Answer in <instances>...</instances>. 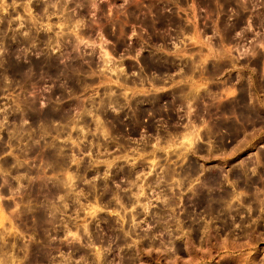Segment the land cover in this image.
<instances>
[{
	"label": "rangeland",
	"instance_id": "obj_1",
	"mask_svg": "<svg viewBox=\"0 0 264 264\" xmlns=\"http://www.w3.org/2000/svg\"><path fill=\"white\" fill-rule=\"evenodd\" d=\"M0 243L264 264V0H0Z\"/></svg>",
	"mask_w": 264,
	"mask_h": 264
},
{
	"label": "bare ground",
	"instance_id": "obj_2",
	"mask_svg": "<svg viewBox=\"0 0 264 264\" xmlns=\"http://www.w3.org/2000/svg\"><path fill=\"white\" fill-rule=\"evenodd\" d=\"M30 40V39H29ZM28 41V40H27ZM35 41V40H34ZM167 175H168V172L166 173ZM169 177V176H168ZM217 180V179H216ZM217 182V181H216ZM214 185V184H213ZM219 185V184H218ZM204 186V185H203ZM205 186H206V184H205ZM106 188V187H105ZM108 189V188H107ZM106 189V190H107ZM106 190H104V193L103 194H105V192H106ZM198 191H200V190H198ZM208 191V190H207ZM34 192V191H33ZM38 192H40V190H38ZM203 191H200L199 192V194L201 195V197L203 198V200L205 201V203H207V205H208V207L207 208H209V210L210 209H212L213 208V202H211L213 199H215V198H211L209 195H207V193L205 194V193H202ZM197 193V192H196ZM209 193V192H208ZM34 194V193H33ZM107 194V193H106ZM109 194V193H108ZM227 194V193H226ZM225 194V195H226ZM222 195V194H221ZM224 195V196H225ZM231 195V194H230ZM224 196H223V198H224ZM227 196V195H226ZM198 197V196H197ZM221 197V196H220ZM220 197H218V198H216V201L215 202H221V201H223L224 199L223 198H220ZM230 197V196H229ZM170 198V197H169ZM198 199V198H197ZM167 200H169V199H167ZM176 204H177V202L175 201V199L174 198H171L170 200H169V202H167V205L166 206H168L167 208H174V206H176ZM165 209V208H164ZM161 212V211H160ZM164 212V211H163ZM45 215V214H44ZM41 217V216H40ZM38 218H39V216H38ZM45 218V217H44ZM43 218V219H44ZM48 218V217H47ZM43 221V220H42ZM50 221V220H49ZM51 221H52V219H51ZM38 222V221H37ZM44 222V221H43ZM155 222H156V224H157V227L158 228H160V229H163V230H165L166 232H167V236H168V238L169 239H171V237H174L175 235L174 234H172L173 233V229H171V231L169 230V227L171 226V223H170V221L168 220V221H160L159 219H157V220H155ZM154 222V223H155ZM46 223V222H45ZM44 223V224H45ZM176 223H178L177 225H179L180 223L179 222H176ZM155 224V225H156ZM182 224V223H181ZM35 225V224H34ZM39 225V224H38ZM108 225H109V227H111L112 225H111V222H108ZM174 225H175V223H174ZM176 225V226H177ZM43 226V225H42ZM87 227V226H86ZM89 227V226H88ZM47 228V227H46ZM45 227H44V229H46ZM113 230V229H112ZM110 231V230H109ZM41 232V231H40ZM147 233V232H146ZM44 234V233H43ZM113 235V234H112ZM146 235H150V237L152 236L149 232L146 234ZM44 237H46V236H44ZM149 237V236H148ZM46 240V239H45ZM150 241V240H149ZM170 242H173L172 240H170ZM41 244V243H40ZM32 246V245H31ZM45 246V245H44ZM47 247V246H46ZM36 248H38V247H36ZM42 248V247H41ZM48 248V247H47ZM46 248V249H47ZM34 249V248H33ZM48 254V253H47ZM2 259V258H1ZM8 259V258H7ZM4 260H6V259H4ZM4 260L3 261H1V262H3V263H5L4 262ZM129 260V259H128Z\"/></svg>",
	"mask_w": 264,
	"mask_h": 264
},
{
	"label": "flooded vegetation",
	"instance_id": "obj_3",
	"mask_svg": "<svg viewBox=\"0 0 264 264\" xmlns=\"http://www.w3.org/2000/svg\"><path fill=\"white\" fill-rule=\"evenodd\" d=\"M119 143H123V141H121V142H119ZM120 167H123L122 169H127L126 171L125 170H122V169H118L117 168V172H120V173H123V175H126L127 173H128V168L127 167H125V166H120ZM130 172V171H129ZM127 176V175H126ZM101 190H99L98 192H100ZM105 195V194H104ZM102 198V197H101ZM104 201H106L107 200V198H102ZM124 201H127L126 199H124ZM103 222H102V224H99V223H97V224H99L100 225V227H102V228H99V231L104 235V236H106V231H105V229H103L105 226H104V224H105V220H102ZM114 221V223L116 224V221L115 220H113ZM127 225H128V223H126ZM98 225V226H99ZM94 226H96V223H95V225ZM152 226H155V223H153L152 224ZM109 236V235H108ZM0 246H1V243H0ZM6 251H4V249H0V258H2V256H3V253L4 254H6V255H10V254H13V251H10V252H8V253H5ZM76 252H78V251H76ZM79 253V252H78ZM81 255V254H80ZM14 256H15V254H14ZM0 263H1V261H0Z\"/></svg>",
	"mask_w": 264,
	"mask_h": 264
}]
</instances>
